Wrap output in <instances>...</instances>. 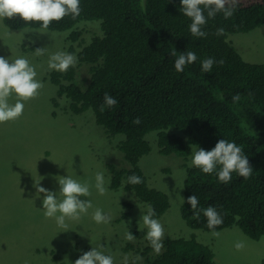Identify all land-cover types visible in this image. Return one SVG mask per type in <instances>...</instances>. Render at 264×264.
I'll use <instances>...</instances> for the list:
<instances>
[{
	"label": "trees",
	"instance_id": "1",
	"mask_svg": "<svg viewBox=\"0 0 264 264\" xmlns=\"http://www.w3.org/2000/svg\"><path fill=\"white\" fill-rule=\"evenodd\" d=\"M2 21L13 30L65 32L71 42L81 22H99L101 36L78 53L68 50L77 66L89 65L87 86H78L75 68L49 78L71 113L91 109L108 136H124L118 149L129 167L108 166L110 189L125 182L151 221L169 209L138 166L151 150L145 136L155 132L161 154L202 152L183 180L180 215L188 227L236 226L251 240L264 237V64L245 62L227 41L264 25V1L12 0ZM162 248L151 254L146 247L145 264H213L210 248L194 239L165 237Z\"/></svg>",
	"mask_w": 264,
	"mask_h": 264
},
{
	"label": "rangeland",
	"instance_id": "2",
	"mask_svg": "<svg viewBox=\"0 0 264 264\" xmlns=\"http://www.w3.org/2000/svg\"><path fill=\"white\" fill-rule=\"evenodd\" d=\"M11 1L0 0V264H145L144 249L161 253L165 237L208 246L213 264H261L264 237L251 240L236 226L193 230L182 219L183 180L202 155L198 147L186 159L164 155L155 132L145 136L151 151L138 166L149 187L169 201L157 220L148 219L149 207L124 190L125 182L110 189L108 166L129 167L118 149L124 136H108L91 109L71 113L49 78L53 71L74 70L76 55L68 50L78 53L99 37V24L81 22L75 42L65 32L9 29L2 15ZM227 41L245 62L264 64V25ZM73 74L85 88L89 65L76 66Z\"/></svg>",
	"mask_w": 264,
	"mask_h": 264
},
{
	"label": "clouds",
	"instance_id": "3",
	"mask_svg": "<svg viewBox=\"0 0 264 264\" xmlns=\"http://www.w3.org/2000/svg\"><path fill=\"white\" fill-rule=\"evenodd\" d=\"M96 22V21H95ZM98 24H99V22H97ZM99 26V25H98ZM99 29H100V26H99ZM101 32V31H100ZM101 36V35H100ZM77 66V65H76ZM76 66H75V68H76ZM155 134V136H156V140H157V135H156V133H154ZM145 140H146V138H145ZM147 141V140H146ZM148 142V141H147ZM149 143V142H148ZM156 146H157V142H156ZM158 147V146H157ZM151 148V147H150ZM158 150H159V148H158ZM151 151V150H150ZM122 184H124V182L122 181Z\"/></svg>",
	"mask_w": 264,
	"mask_h": 264
}]
</instances>
